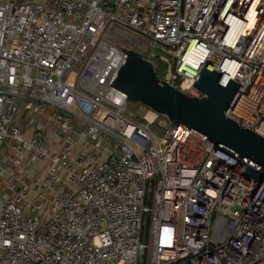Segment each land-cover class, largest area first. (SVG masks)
<instances>
[{"label": "built area", "instance_id": "2783aa9c", "mask_svg": "<svg viewBox=\"0 0 264 264\" xmlns=\"http://www.w3.org/2000/svg\"><path fill=\"white\" fill-rule=\"evenodd\" d=\"M125 49L264 138V0H4L0 264H264V180L110 86Z\"/></svg>", "mask_w": 264, "mask_h": 264}, {"label": "water", "instance_id": "95a60500", "mask_svg": "<svg viewBox=\"0 0 264 264\" xmlns=\"http://www.w3.org/2000/svg\"><path fill=\"white\" fill-rule=\"evenodd\" d=\"M125 59L110 86L126 96L129 103L140 104L166 118L171 126H183L245 163L248 179L264 180V138L226 116L239 84L228 79L220 83L221 73L203 64L193 86L204 97L188 96L159 80L153 64L132 49H125Z\"/></svg>", "mask_w": 264, "mask_h": 264}, {"label": "rangeland", "instance_id": "374dc122", "mask_svg": "<svg viewBox=\"0 0 264 264\" xmlns=\"http://www.w3.org/2000/svg\"><path fill=\"white\" fill-rule=\"evenodd\" d=\"M152 63L154 64V66H155V74L159 77V78H162V76H163V67L161 66V64H160V60H159V58H153L152 59ZM158 78V79H159ZM47 109H49L50 110V113H53V115H64V117L66 116L64 113H61V112H59L58 110H54L53 108H47ZM66 118H68L67 116H66ZM69 119V118H68ZM70 121H71V119H69ZM157 130V129H156ZM139 264H143V262L141 261Z\"/></svg>", "mask_w": 264, "mask_h": 264}, {"label": "bare ground", "instance_id": "6f19581e", "mask_svg": "<svg viewBox=\"0 0 264 264\" xmlns=\"http://www.w3.org/2000/svg\"><path fill=\"white\" fill-rule=\"evenodd\" d=\"M259 129H260V131H261L262 133H264V126H263V125H261Z\"/></svg>", "mask_w": 264, "mask_h": 264}, {"label": "crops", "instance_id": "0c3cea01", "mask_svg": "<svg viewBox=\"0 0 264 264\" xmlns=\"http://www.w3.org/2000/svg\"><path fill=\"white\" fill-rule=\"evenodd\" d=\"M4 0H0V2H3Z\"/></svg>", "mask_w": 264, "mask_h": 264}, {"label": "trees", "instance_id": "16d2710c", "mask_svg": "<svg viewBox=\"0 0 264 264\" xmlns=\"http://www.w3.org/2000/svg\"><path fill=\"white\" fill-rule=\"evenodd\" d=\"M157 76V75H156ZM157 78H159L158 76H157Z\"/></svg>", "mask_w": 264, "mask_h": 264}]
</instances>
